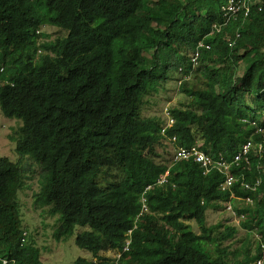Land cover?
<instances>
[{
	"label": "trees",
	"instance_id": "trees-1",
	"mask_svg": "<svg viewBox=\"0 0 264 264\" xmlns=\"http://www.w3.org/2000/svg\"><path fill=\"white\" fill-rule=\"evenodd\" d=\"M220 7L0 0V111L22 121L16 159L0 157V264H43L21 214L33 180L32 208L58 216L52 237L74 236L91 255L72 264H115L106 253L121 250L128 231L118 264H255L264 243V0L226 24ZM45 26L65 35L51 40ZM176 74L192 81L179 83L186 102L168 109L173 124L143 117L148 97L182 81ZM247 142L246 161L233 163ZM173 144L230 164L235 182L221 190L218 171L173 163ZM211 210H223L213 224Z\"/></svg>",
	"mask_w": 264,
	"mask_h": 264
},
{
	"label": "rangeland",
	"instance_id": "rangeland-1",
	"mask_svg": "<svg viewBox=\"0 0 264 264\" xmlns=\"http://www.w3.org/2000/svg\"><path fill=\"white\" fill-rule=\"evenodd\" d=\"M40 33L48 35L49 39L53 40L56 37L64 36L65 32L51 26L42 27ZM39 40H42L40 38ZM177 77V74H176ZM182 77V81L171 80L166 83L165 89L160 91L157 95H152L147 98V103L144 105L141 115L143 117H157L164 120L166 110L178 106V104L186 102V99L178 92L179 83L183 81L191 82L190 75H178L177 79ZM22 126V121L16 118L5 117L0 111V157H6L11 161L16 159L15 145L16 135L19 127ZM109 132L119 139L117 130L107 126ZM125 145L131 149L135 147L125 142ZM31 190L25 191L20 197V204L22 206L21 214L23 218V225L26 226L27 234L30 236L35 245L40 250V257L43 264H72L77 258L89 260L91 255L89 252L78 248L74 243V236L67 241H56L53 237L56 217H49L43 215L40 211H35L31 204V194L33 190H37L35 180L31 182ZM232 206V204H231ZM223 210H211L208 212L207 221L211 224L218 222ZM225 214L231 213L226 209ZM193 225V223H191ZM234 224H238L234 220ZM197 231L196 228H193ZM80 230L77 228L75 234ZM74 234V235H75ZM243 234L240 232L239 235ZM106 256L112 257V254L106 253Z\"/></svg>",
	"mask_w": 264,
	"mask_h": 264
},
{
	"label": "built area",
	"instance_id": "built-area-1",
	"mask_svg": "<svg viewBox=\"0 0 264 264\" xmlns=\"http://www.w3.org/2000/svg\"><path fill=\"white\" fill-rule=\"evenodd\" d=\"M221 2V15L224 20V24L235 21L239 16H242L244 19L248 16L250 12V5L252 0H218ZM215 31H219V26L213 27ZM239 34H236V37H238ZM200 48L203 47V44L200 43L198 45ZM231 46V45H229ZM207 48V47H206ZM198 58V53H195L194 56L191 59V62L193 64H196V59ZM188 75L184 74V77ZM165 126L169 127L173 124V120L169 117V112L166 110L165 113ZM163 133V130H162ZM259 133L262 135V139L264 142V127L259 129ZM172 142H175V139L172 138ZM252 147L251 142H247L241 147V150L234 156L233 163H237L240 160L244 159L246 161V157ZM263 149L262 144L258 145V150L261 151ZM171 157L172 162L177 163L180 161L185 160H192L196 164L200 166L204 170V173H208L211 170H216L219 173L223 174L225 176L223 183L220 185L221 190H227L229 189L232 184L235 182V178L232 177L229 173L230 171V164L226 163L225 161L219 160V161H213L211 158L206 156L202 151L198 149L197 146H193L189 149L183 148L180 146H176L175 144L171 147ZM168 175V172H165L163 176L160 177V179L157 181L158 184H163L166 182V176ZM258 184V182L256 183ZM245 188H248L247 185L244 186ZM149 189V187L146 188V190ZM254 189V188H253ZM145 198L141 199L142 202V212L147 211V206L145 204ZM247 202L251 203V200L247 199ZM232 216H235V213L233 209L231 208V205H227L226 208ZM130 234L131 231H128L126 234V241L121 248V250L118 251H111L108 252L112 254V258L114 260L115 264H118V260L122 257L123 253H126L129 249V243H130ZM5 262V261H4ZM255 264H264V243L260 244V258L255 262Z\"/></svg>",
	"mask_w": 264,
	"mask_h": 264
}]
</instances>
